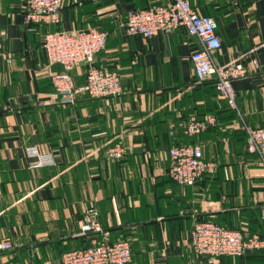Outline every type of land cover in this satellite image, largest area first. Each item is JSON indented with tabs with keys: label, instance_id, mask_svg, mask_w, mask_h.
I'll return each instance as SVG.
<instances>
[{
	"label": "crops",
	"instance_id": "1",
	"mask_svg": "<svg viewBox=\"0 0 264 264\" xmlns=\"http://www.w3.org/2000/svg\"><path fill=\"white\" fill-rule=\"evenodd\" d=\"M216 22L218 65L242 63L231 108L211 81L194 77L201 43L183 27L150 37L127 34L126 15L168 0H63L60 20L26 22L28 0H0V264H61L62 252L92 241L126 240L127 264H264V246L240 256H200L189 243L195 221L212 220L264 241V165L246 146V129L264 127V0H188ZM98 28L104 49L71 72L75 87L91 65L117 70L118 97L54 96L61 65L43 47L48 32ZM214 127L187 135L191 117ZM199 144L215 164L193 185L168 176L172 146ZM27 146L55 163L29 167ZM118 147L120 157L112 156ZM101 230L82 234L85 211Z\"/></svg>",
	"mask_w": 264,
	"mask_h": 264
},
{
	"label": "built area",
	"instance_id": "2",
	"mask_svg": "<svg viewBox=\"0 0 264 264\" xmlns=\"http://www.w3.org/2000/svg\"><path fill=\"white\" fill-rule=\"evenodd\" d=\"M63 0H28L24 18L28 23L53 24L60 20ZM183 27L189 35L199 39L201 46L191 53V62L196 81L214 82L219 95L231 108L235 107L236 93L232 81L247 74L240 63L218 65L214 61V51L220 48L221 41L216 34V22L211 16L200 14L188 0H168L164 4H154L141 9L128 11L124 29L127 34L150 37L160 31H171ZM106 31L88 28L76 31L46 33L43 47L50 62L61 65L62 70L53 76L54 96L60 101H73L81 92L91 98L118 97L122 94V83L117 70L106 65H91L83 84L75 87L71 70L80 62L91 63L96 53L104 49ZM217 123L215 115L202 118L191 117L185 125L187 135L200 134ZM246 146L257 153L264 165V127L246 129ZM28 157L34 158L29 167L38 168L53 165L51 153L41 152L36 146L25 148ZM123 149L118 147L112 156L120 157ZM170 165L168 176L175 182L193 185L206 173H213L215 164L206 160L199 144L172 146L168 151ZM95 209L85 211L80 227L82 234L101 230ZM264 220V205L261 209ZM189 243L194 253L200 256L219 257L240 256L247 249L264 246L259 237H244L239 230L229 229L212 220H198L189 231ZM12 246L9 239L0 241V251ZM131 247L126 240L109 241L106 237L94 240L85 248H74L62 252L61 264H127L131 260Z\"/></svg>",
	"mask_w": 264,
	"mask_h": 264
},
{
	"label": "trees",
	"instance_id": "3",
	"mask_svg": "<svg viewBox=\"0 0 264 264\" xmlns=\"http://www.w3.org/2000/svg\"><path fill=\"white\" fill-rule=\"evenodd\" d=\"M26 11V10H25ZM25 13V12H24ZM54 32H57V31H54ZM107 41V40H106ZM61 70H62V68H61ZM212 83H214V82H212ZM215 85V84H214ZM225 103L228 105V103L225 101ZM229 106V105H228ZM230 107V106H229ZM202 118V117H201Z\"/></svg>",
	"mask_w": 264,
	"mask_h": 264
},
{
	"label": "water",
	"instance_id": "4",
	"mask_svg": "<svg viewBox=\"0 0 264 264\" xmlns=\"http://www.w3.org/2000/svg\"><path fill=\"white\" fill-rule=\"evenodd\" d=\"M247 250H249V249H247ZM247 250H246V251H247Z\"/></svg>",
	"mask_w": 264,
	"mask_h": 264
}]
</instances>
